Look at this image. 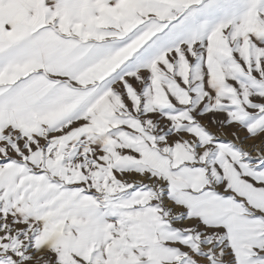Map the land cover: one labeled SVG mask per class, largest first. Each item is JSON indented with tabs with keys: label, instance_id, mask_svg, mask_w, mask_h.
Instances as JSON below:
<instances>
[{
	"label": "snow or ice",
	"instance_id": "snow-or-ice-1",
	"mask_svg": "<svg viewBox=\"0 0 264 264\" xmlns=\"http://www.w3.org/2000/svg\"><path fill=\"white\" fill-rule=\"evenodd\" d=\"M0 264H264V0H0Z\"/></svg>",
	"mask_w": 264,
	"mask_h": 264
}]
</instances>
